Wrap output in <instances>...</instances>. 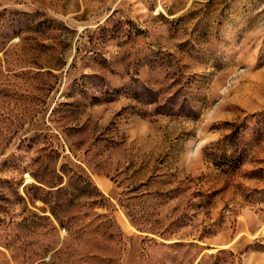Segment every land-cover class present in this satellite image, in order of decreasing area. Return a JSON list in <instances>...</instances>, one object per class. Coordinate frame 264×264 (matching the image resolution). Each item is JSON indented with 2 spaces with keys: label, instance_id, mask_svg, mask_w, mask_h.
Segmentation results:
<instances>
[{
  "label": "rangeland",
  "instance_id": "rangeland-1",
  "mask_svg": "<svg viewBox=\"0 0 264 264\" xmlns=\"http://www.w3.org/2000/svg\"><path fill=\"white\" fill-rule=\"evenodd\" d=\"M0 264H264V0H0Z\"/></svg>",
  "mask_w": 264,
  "mask_h": 264
}]
</instances>
